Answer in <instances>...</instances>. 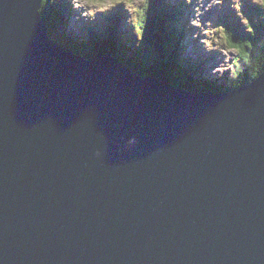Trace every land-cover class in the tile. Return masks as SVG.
<instances>
[{
  "label": "water",
  "instance_id": "95a60500",
  "mask_svg": "<svg viewBox=\"0 0 264 264\" xmlns=\"http://www.w3.org/2000/svg\"><path fill=\"white\" fill-rule=\"evenodd\" d=\"M41 4L0 0V264H264V71L190 93L176 42L140 77Z\"/></svg>",
  "mask_w": 264,
  "mask_h": 264
},
{
  "label": "rangeland",
  "instance_id": "374dc122",
  "mask_svg": "<svg viewBox=\"0 0 264 264\" xmlns=\"http://www.w3.org/2000/svg\"><path fill=\"white\" fill-rule=\"evenodd\" d=\"M43 1L45 0H42V3ZM172 1L181 5L187 18V20L185 18L186 26H189L190 34L188 37L190 41L187 42L189 47L186 46V42L181 43L180 46L178 45V48L184 51L185 54L183 53V55L185 59L201 60L200 54L202 53L200 50H202L203 52L213 54V63L212 61L209 62L208 60L202 59L199 64L200 67L198 66L196 68L197 70L185 68L182 71L180 70L181 72H173L174 77L169 79V81L180 89L188 92L191 91L190 93H195L202 85L205 87H215L214 89H217V91L226 92L227 90L228 92L231 89H237L250 84L252 81L238 86L233 84L236 80L234 75L237 69L232 63L235 50L227 49L228 47L226 44L218 38L213 40L212 36L216 35L211 31L213 25H215V19L222 15L223 5L227 3L228 6H234L239 0ZM242 2L260 4L259 0H242ZM139 3H143V0H134V3L131 4L132 6H128V3L125 4L123 0H50L47 6L41 4L37 9V14L40 15H38V18L43 21L46 27H52V30H54L56 34V38L59 37L57 40L61 42L62 39L67 46L75 50L73 53L76 55L90 57V55H93L96 51L99 52L102 49V45L104 46V38L102 41L99 39L102 38L106 32L103 31L98 34L96 38L92 39L90 30L93 28L84 26L93 21V27L97 24V26L104 29L108 26L117 29V31H115L117 34L111 33L110 37L112 44L110 50L113 56H121V58H124L122 55L117 54V48H119L123 49L129 57L138 59V51L147 49L148 45L146 44V40L147 37H149L148 35L143 37V33L140 29L141 26L138 27L141 33H138V29L134 27V22L137 20L135 15V12H137L136 6L139 5ZM60 13L64 16L69 15V20H67V22L71 23L69 32L67 34L60 32L61 36L58 35V31H60V26L58 24L52 22V24L49 25V23L46 22L48 18L52 20ZM237 17L240 22L243 23V14L237 15ZM251 18L252 20H249L247 26L242 25L239 26V28L244 27V30H248L250 28L256 29V27H260L262 22L259 15L256 16L253 14ZM105 39L108 40V38ZM99 41L101 42L99 43ZM160 43L162 42H159V44ZM184 73L189 74L190 77L185 79L186 75ZM181 76L184 78V82L175 81V79Z\"/></svg>",
  "mask_w": 264,
  "mask_h": 264
},
{
  "label": "trees",
  "instance_id": "16d2710c",
  "mask_svg": "<svg viewBox=\"0 0 264 264\" xmlns=\"http://www.w3.org/2000/svg\"><path fill=\"white\" fill-rule=\"evenodd\" d=\"M49 2L50 0H45L42 4L44 6H47ZM123 2L125 4L128 3V6H132L131 4L134 3V0H123ZM261 2V5H252L251 8L246 9L249 17L253 14L256 16L259 15L262 23L260 24V27H256V29L250 28L248 30H244V27L239 28L235 18H230V12L225 14L222 19L217 18L215 21L217 26L215 30L217 31V34H219L217 37L220 38V40H222L229 49L235 50V56H233L232 62L235 68H237L234 75L236 83L233 82V84H236L235 86L249 83L250 81L257 79V77H259L264 71V0H261ZM136 8L137 13L139 14L136 22V28L138 29V27L141 26L140 29L143 33V37H146V35L149 36L146 40V44L148 45L147 49L143 51L144 61L142 62L140 59L138 60L136 58L129 57L126 52L123 51V49L119 48H117V54L122 55L125 59L121 58V56H114V58L118 62L123 63L129 69L133 70L137 75H141L140 77L148 75L152 76L158 72L160 66L162 65V63L160 62V57H158L157 55L158 51L161 52L160 50H158V40L160 39L161 42V38L163 39V41L164 38H167L169 43L176 42L173 45H179V42L177 41L179 40V37H181L179 35V32H177L176 30V26L174 25L176 21H170L165 17L162 18L163 13L161 11L165 10L166 12H170L171 14H174L178 19H183L185 13L182 10L181 5L179 3L175 4L172 0H143V3H139ZM155 19H157V22H155ZM249 20H252V18L248 19L246 21V24L249 22ZM177 25L181 27L186 40L189 41V38L185 33L186 31L182 28L185 27V25H181L179 21H177ZM110 27L111 26H108L106 29H104L97 26L96 24L93 29L90 30L91 38H96L98 34L102 33L103 31L108 34V29H110ZM139 32L140 30L138 29V33ZM105 36L106 34L99 40L102 41L103 38L105 40ZM101 41H99V43ZM107 43L108 42L105 41V44ZM165 43L167 42H164V44ZM104 46L102 45V48H104ZM177 60L178 52L176 51V62L173 63L169 61V65L177 67ZM185 68L193 69V64L186 60L182 69ZM182 69L180 70L182 71ZM173 71L175 72L177 71V69ZM173 71H169L172 77H174ZM184 74L186 75L185 79L187 77H190L189 74ZM175 81L182 82L184 81V78L181 76L178 79H175Z\"/></svg>",
  "mask_w": 264,
  "mask_h": 264
},
{
  "label": "bare ground",
  "instance_id": "6f19581e",
  "mask_svg": "<svg viewBox=\"0 0 264 264\" xmlns=\"http://www.w3.org/2000/svg\"><path fill=\"white\" fill-rule=\"evenodd\" d=\"M169 11V10H168ZM184 11V10H183ZM180 19V18H179ZM227 28V27H226ZM221 31V30H220ZM98 49V48H97ZM98 52V51H97ZM88 56V55H87ZM155 63V62H154ZM183 70V69H182ZM145 75V74H144ZM193 85V84H192ZM198 91V90H197ZM191 92V91H190ZM195 92V91H194ZM199 92V91H198Z\"/></svg>",
  "mask_w": 264,
  "mask_h": 264
}]
</instances>
